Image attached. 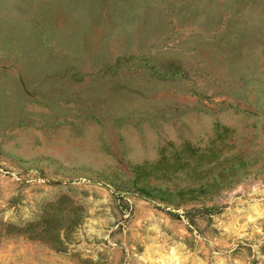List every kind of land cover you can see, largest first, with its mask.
Wrapping results in <instances>:
<instances>
[{"label": "rangeland", "instance_id": "374dc122", "mask_svg": "<svg viewBox=\"0 0 264 264\" xmlns=\"http://www.w3.org/2000/svg\"><path fill=\"white\" fill-rule=\"evenodd\" d=\"M0 264H264V0H0Z\"/></svg>", "mask_w": 264, "mask_h": 264}, {"label": "trees", "instance_id": "16d2710c", "mask_svg": "<svg viewBox=\"0 0 264 264\" xmlns=\"http://www.w3.org/2000/svg\"><path fill=\"white\" fill-rule=\"evenodd\" d=\"M44 216H45V219H46L45 220L46 221L45 222L46 227L43 228L44 230H47L49 227H52V225H53V228L55 227L56 229H58V227L60 225V222H54L53 224H49V221L53 218V214L52 213H49V212L45 211L44 212Z\"/></svg>", "mask_w": 264, "mask_h": 264}]
</instances>
